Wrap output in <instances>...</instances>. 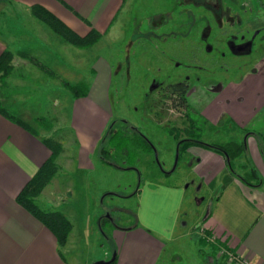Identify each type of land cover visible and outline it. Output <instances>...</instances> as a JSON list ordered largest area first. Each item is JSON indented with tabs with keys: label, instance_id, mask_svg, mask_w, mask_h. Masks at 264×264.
<instances>
[{
	"label": "rangeland",
	"instance_id": "rangeland-1",
	"mask_svg": "<svg viewBox=\"0 0 264 264\" xmlns=\"http://www.w3.org/2000/svg\"><path fill=\"white\" fill-rule=\"evenodd\" d=\"M218 1L215 12L223 10L220 12L222 18L216 20L208 12L211 3L204 6L193 0H122L110 29L87 48H77L64 42L71 49L68 58L72 60L74 72L65 77L67 80L55 82L56 88L51 92L56 96V106L51 105L54 101L52 95L40 99L39 107L45 118L42 120L40 116L42 118L38 122L45 126L50 119L51 122L53 120L57 127H53L51 132L63 140L64 146L60 150L66 153L71 150L73 139L70 138H75L76 132L81 138L82 134H86L90 141L93 139L96 142L98 138L96 148L99 157L102 147L108 151V161L99 159L100 167L96 171L88 170L87 177L79 172L72 175L64 168L61 171L64 176L61 178L62 184L70 181L74 186H86L91 203L94 197L99 202V213L91 221V227L96 228L94 235L97 238L94 239L92 233L81 235L84 204L79 211L81 218L74 222L71 239L76 248L74 253L78 264H90L100 259L89 260L102 250H107L105 259L115 254L114 264H200L199 259L205 261L206 253H199V257L196 247L203 243L200 237L204 231L200 229V224L209 204L208 195L186 179L187 161L183 153L176 158L175 141L165 130L166 118L170 116L169 119L179 123V114L172 109L161 112L158 103H147L152 91H156H149L152 79L172 81L168 86L171 89L176 85L178 87L184 75H200L210 67L212 73L209 74L215 80L234 81L241 75H248L238 85L241 87L238 90L246 92L252 75L257 74L256 78L264 76V43L259 44L260 41L264 42V23L253 24V27L261 28L248 52H233L228 41L240 40L242 34L250 35V32L244 33L247 24L243 26L251 12L250 4L247 0ZM229 13L230 18L226 19ZM16 16L9 13L7 18L9 35H16L13 27L28 29L29 34L25 36L32 39V42L29 41L32 46L42 42L43 37L48 36L45 32L51 31L36 17L29 16L28 19L21 14ZM206 24H209L208 28ZM203 35L206 37L203 38ZM55 39L48 40L56 44ZM36 59L41 60L40 57ZM211 60L213 62L209 64ZM13 63L12 72L16 73V61ZM252 66L256 68L254 73ZM62 75L58 78L64 77ZM63 81L70 84L83 81L87 86L86 93L74 97ZM26 84L31 85L29 82ZM41 84L43 89L47 82L42 81ZM53 110L55 114L52 115ZM152 111L162 113V121L154 123L149 117ZM121 118L134 125L136 130L126 128ZM64 121L67 126L62 124ZM112 123L114 127L123 129L122 133L108 140L107 131ZM135 133L151 138V148L142 145ZM203 133L204 137L212 140L224 141L230 137L220 126L215 132H207V128H204ZM130 136L136 139L132 141ZM234 165L240 173L249 169L248 165L242 166L245 163L234 161ZM257 172L259 177L264 176L261 170ZM146 181L183 185L189 182L174 233L170 240H163V243L134 227V211L141 187ZM89 212L92 215V205ZM59 245L60 250L65 249L64 244ZM64 256L68 258L66 254Z\"/></svg>",
	"mask_w": 264,
	"mask_h": 264
},
{
	"label": "crops",
	"instance_id": "crops-1",
	"mask_svg": "<svg viewBox=\"0 0 264 264\" xmlns=\"http://www.w3.org/2000/svg\"><path fill=\"white\" fill-rule=\"evenodd\" d=\"M121 1L0 0V53L4 49L11 52L10 68L0 75V105L27 123L23 126L0 111V264H78L74 253L76 248L71 239L74 222L81 218L79 211L84 204L81 235L92 233L94 239L97 238L94 235L96 228L91 227V221L99 213V202L94 197L91 203L86 186H74L70 181L62 184L61 178L64 176L61 171L64 168L72 175L79 172L87 177L88 170L96 171L100 167L98 160H101L96 148L98 138L96 142L93 139L90 141L86 134H82L81 138L76 132V137L70 138L73 139L71 150L66 153L62 149L56 155L58 168L35 197L41 208L60 210L72 224L62 252L52 231L20 205L15 196L50 153L43 137L52 136L60 141L61 147L64 146L63 140L51 132L56 126L53 120L51 122L50 119L45 126L38 122L45 118L39 103L42 97L52 95L54 101L51 105L56 106V96L51 92L56 88L55 82L67 80L65 77L74 72L72 60L68 58L71 49L64 43L67 41L52 30H46L48 36H44L43 41L35 46L30 43L32 39L25 36L29 34L28 29L13 27L16 35L10 36L7 26L9 13L15 17L21 14L28 19L29 16L36 17L31 6L39 4L78 34H84L94 27L101 36L116 20ZM247 1L251 11L246 17L247 27L264 23V0ZM48 39H55L56 44ZM37 57L41 60L37 61ZM14 60L16 73L12 72ZM61 74L64 77L58 78ZM246 76L234 81L222 79L216 84H213L215 80L208 81V84L194 80L186 98L196 111L213 124V128L217 130V126H220L231 138L243 140L245 148L234 159L236 163H247L264 173V76L256 78L257 74L252 75L246 92L240 91L238 85ZM42 81L47 82L43 89ZM62 124L67 126L66 121ZM70 135L73 136L71 131ZM182 153L187 161L186 179L208 195L209 204L200 224V229L204 231L200 237L203 243L196 247L198 256L201 252L206 253L205 261L198 257L200 264H237L229 258L230 253L256 264H264V176L259 177L255 184L244 183L231 172L220 152L202 145L191 144ZM189 182L183 185L146 181L141 187L134 211V227L161 243L170 240ZM91 205L92 215L89 212ZM106 254L107 250L99 251L89 260L105 259Z\"/></svg>",
	"mask_w": 264,
	"mask_h": 264
},
{
	"label": "trees",
	"instance_id": "trees-1",
	"mask_svg": "<svg viewBox=\"0 0 264 264\" xmlns=\"http://www.w3.org/2000/svg\"><path fill=\"white\" fill-rule=\"evenodd\" d=\"M32 13L41 21H43L52 31L60 35L65 41L70 42L77 46H87L97 40L100 36V32L94 27H90L89 30L84 34H78L72 28H70L66 23H64L59 17L53 14L50 10L39 4H33L31 6ZM10 58L11 52L7 49H4L0 53V75L5 74L10 68ZM41 68H44L41 65ZM63 84L68 87L74 96L83 95L86 93L87 86L83 81H78L75 84H70L67 81H63ZM185 101V99H181ZM184 107L186 108L185 112V123L182 128L170 127L168 131L174 136L177 141L176 147L178 155L186 150V148L191 144H198L205 147H209L220 152L231 172L242 182L248 184H255L259 181V175L256 169L251 165H248L247 170L243 173L238 172L235 169L234 159L244 151L245 145L242 140L236 139H227L224 141H211L205 142L199 139L201 135V127L197 121L198 116H196L189 105L185 103ZM188 110V111H187ZM190 110V111H189ZM0 111L2 113L8 114L12 119L17 121L19 124L26 126V122L11 113H8L5 108L1 107ZM123 125L131 130H136V128L128 123L125 119H120ZM114 124L109 127L107 131L108 140L115 137L116 134L122 133V127H114ZM122 125V124H121ZM189 136L188 138H180L181 133ZM134 136L141 140L142 145L145 147L151 148V141L147 139L142 134L135 133ZM130 136V139L134 141L136 138ZM44 143L49 147V155L41 162L33 175L26 180L22 187L16 193V201L22 205L26 210H28L33 216L39 219L46 227H48L54 234L57 242L59 244H64L67 240L69 230L72 226L70 220L60 211V210H47L41 208L35 197L39 194L45 184L50 180L54 175L57 169V164L55 162V157L61 149V144L57 139L52 136L43 137ZM140 142V141H139ZM264 151V149H263ZM108 151L102 147L100 149V158L103 161H108L107 158ZM102 221V219H100ZM105 264H114V258Z\"/></svg>",
	"mask_w": 264,
	"mask_h": 264
},
{
	"label": "flooded vegetation",
	"instance_id": "flooded-vegetation-1",
	"mask_svg": "<svg viewBox=\"0 0 264 264\" xmlns=\"http://www.w3.org/2000/svg\"><path fill=\"white\" fill-rule=\"evenodd\" d=\"M194 2H201V4H203L204 6H207L208 3H211L212 6L208 5V12L211 13V15H213L215 17V19L217 20V18H222L221 17V11L223 9H220L217 12H215V6L219 3L218 0H193ZM211 17V16H209ZM230 18V13L226 15V19ZM237 21H239V19H237ZM246 24V18L244 21V25ZM207 28L209 27V24H206ZM264 27V25H263ZM261 27L260 26H256L253 27L252 29L245 26V32L244 33H248L250 32V35L247 34H242L241 35V39L240 40H235L233 41H228L229 47L231 49V51L236 52V53H241V52H248L252 46V43L254 41V38L257 36V34L259 33V29ZM251 29V30H250ZM235 35V34H233ZM203 38L206 37L205 35L202 36ZM264 39V36L262 38V40ZM262 43H264L263 41H260L259 44L261 45ZM212 46H208V48H211ZM196 60V59H195ZM213 62V60H211L209 62V64ZM208 64V66H210ZM264 64V61H263ZM201 65V64H200ZM204 66V65H203ZM203 70V69H201ZM211 68L208 67V71L204 72V73H200V75H195V76H189V75H184L183 80H179L178 82V87L176 85V87H172L171 89L168 88L169 83L172 81H169L167 79L163 80V79H159L158 81H156L155 79H152L151 85H150V90L152 91V89H155V93H151V96L149 98V102L147 104H155L158 103V110H160L161 112L163 110H167V109H172L175 110V114H179V123L175 122L174 119H169L170 116L168 118H166V132L168 134L169 137H171V139H173V141H175V144H177L176 139L174 138V136L168 131V128L170 127H178V128H182L184 123H185V112H186V108L184 107L185 103L187 105H189L191 112H193L196 116H198L197 121L199 122V125L202 126L201 127V135L199 137L200 140L205 141V142H211V141H218V140H212L210 138L204 137V128H207V132H215V128H213V124L211 122H209V120L204 117L200 112L196 111L187 101V94H189V92L192 90V83L194 80H198V81H206V83L208 81L211 80H215L213 79L212 75H210ZM251 71L255 72L256 68L255 67H251ZM183 76V75H182ZM244 76V75H241ZM240 76V77H241ZM188 77V78H185ZM181 78V77H180ZM170 79V77H169ZM178 80V79H177ZM222 79H218L215 80V82L213 84H216L218 82H220ZM161 83V84H160ZM208 84V83H207ZM215 86V85H214ZM154 95V98H152ZM185 99V101L181 100V99ZM158 99V100H157ZM156 100V102H155ZM188 111V110H187ZM190 111V110H189ZM156 115V116H155ZM149 117L151 118V120L155 123L158 122L159 120L163 119V115L162 113L158 114V111H152L151 115L149 114ZM171 120V121H170ZM174 122H173V121ZM162 121V120H161ZM134 126V125H133ZM147 139H149L151 141V144H153V141L151 138H148L147 136H145ZM189 136H187L186 134H184L183 132L181 133V137L180 138H188ZM227 139H234V138H227ZM226 139V140H227ZM243 141V140H242Z\"/></svg>",
	"mask_w": 264,
	"mask_h": 264
},
{
	"label": "built area",
	"instance_id": "built-area-1",
	"mask_svg": "<svg viewBox=\"0 0 264 264\" xmlns=\"http://www.w3.org/2000/svg\"><path fill=\"white\" fill-rule=\"evenodd\" d=\"M229 258L233 259L237 264H256L245 257H239L233 253L229 254Z\"/></svg>",
	"mask_w": 264,
	"mask_h": 264
},
{
	"label": "water",
	"instance_id": "water-1",
	"mask_svg": "<svg viewBox=\"0 0 264 264\" xmlns=\"http://www.w3.org/2000/svg\"><path fill=\"white\" fill-rule=\"evenodd\" d=\"M177 156H178V151L176 147V158ZM114 257H115V254L113 253L109 259H97V260L92 261L90 264H105V263L110 262Z\"/></svg>",
	"mask_w": 264,
	"mask_h": 264
}]
</instances>
